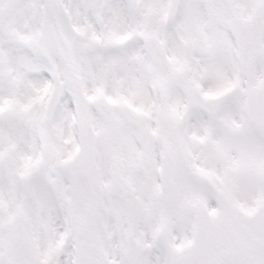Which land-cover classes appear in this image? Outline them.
Here are the masks:
<instances>
[{
	"label": "snow or ice",
	"instance_id": "snow-or-ice-1",
	"mask_svg": "<svg viewBox=\"0 0 264 264\" xmlns=\"http://www.w3.org/2000/svg\"><path fill=\"white\" fill-rule=\"evenodd\" d=\"M0 264H264V0H0Z\"/></svg>",
	"mask_w": 264,
	"mask_h": 264
}]
</instances>
